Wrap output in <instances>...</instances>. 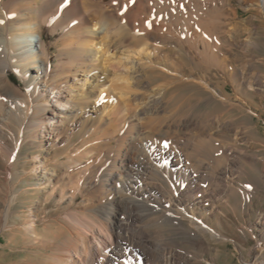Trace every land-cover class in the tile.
<instances>
[{
    "label": "rangeland",
    "instance_id": "1",
    "mask_svg": "<svg viewBox=\"0 0 264 264\" xmlns=\"http://www.w3.org/2000/svg\"><path fill=\"white\" fill-rule=\"evenodd\" d=\"M249 3L227 2L230 39L218 51L225 64L215 70L218 79L187 72L198 83L167 89L163 103L142 106L137 98L161 80L123 88L127 81L119 78L130 71L103 67L78 95L93 111L81 108L73 119H62L57 115L70 105L66 92L46 89V78L44 92L31 90L28 78L0 58V264H114L115 232L141 261L264 264V12ZM58 35H43L54 69ZM213 52L207 56L217 60ZM53 77L63 81V90L82 83L61 72ZM205 87L216 97L197 104ZM186 118L193 123L177 136L191 139L201 178L195 188L174 191L171 206L181 215L175 225L152 202L131 205L124 177L109 174L118 148L135 151L144 135L140 127L166 131ZM190 215L204 223L203 231L190 224Z\"/></svg>",
    "mask_w": 264,
    "mask_h": 264
},
{
    "label": "bare ground",
    "instance_id": "2",
    "mask_svg": "<svg viewBox=\"0 0 264 264\" xmlns=\"http://www.w3.org/2000/svg\"><path fill=\"white\" fill-rule=\"evenodd\" d=\"M248 1L258 12H264V0ZM227 2L0 0V58L6 66L16 69L22 79L28 78L31 90H41V81L46 78V89L57 88L61 96L63 91L66 92L64 98L70 105L66 111L57 115L62 119H73L81 108L88 107V110L93 111L91 106L86 105V98H79L78 95L88 88L90 77L97 78L94 70L100 71L103 67L114 70L112 72L121 71L122 68L130 71L128 76L125 74L126 77L121 71L122 77L119 79L127 81L122 84L123 88L129 87L131 82L150 83L151 80H161L155 87H150V93L137 98L142 106L152 101L163 103L167 89L185 80L198 83L197 79L186 78L187 72L198 70L202 77L218 79L215 70L225 68L224 59L219 58L218 51L222 40L227 42L230 39L231 21L227 18H231L232 12L227 8ZM125 5H128L126 10ZM45 31L59 34L54 44L61 45L58 50L60 63L55 69L51 65L49 45L43 39ZM212 52L216 53L217 60L207 56L209 53L212 55ZM103 71L106 73V70ZM60 72L82 83L78 86L69 84L67 90H63L59 86L63 81L53 80V76ZM229 75L231 77V73ZM215 97L213 90L207 91V95L200 97L197 104L209 102ZM121 101L125 103L128 99ZM183 123V126L177 123L166 126L168 130L175 127L176 134L173 135L168 130H162L161 125L148 124L147 129L146 126L140 127L138 132L144 135L135 144V151L126 147L118 148L109 174L112 178L114 172L124 177L122 185L130 191L128 202L131 205L140 200L152 202L160 211V217L175 225L181 224V215L171 206L173 193L186 187L195 188V184H199L195 181L201 173L197 169L198 158L191 148V139L179 138L176 131L181 127L189 128L193 119L186 118ZM144 130L152 132V136L146 135ZM182 216L185 217V214ZM188 218L190 224L199 231L205 229L204 223L196 216L190 215ZM113 244L115 248L111 250L114 264H161L159 260L147 258L141 261L135 257L134 252H130L126 238L119 232L114 233Z\"/></svg>",
    "mask_w": 264,
    "mask_h": 264
},
{
    "label": "snow or ice",
    "instance_id": "3",
    "mask_svg": "<svg viewBox=\"0 0 264 264\" xmlns=\"http://www.w3.org/2000/svg\"><path fill=\"white\" fill-rule=\"evenodd\" d=\"M113 2L115 3L116 2V0H113ZM135 2V0H129V3H134ZM127 6L128 5H125L124 7H125V10L127 9ZM0 23H2V21H0Z\"/></svg>",
    "mask_w": 264,
    "mask_h": 264
}]
</instances>
